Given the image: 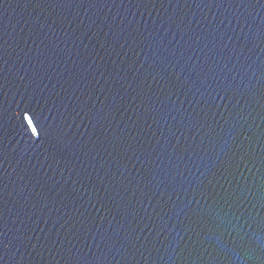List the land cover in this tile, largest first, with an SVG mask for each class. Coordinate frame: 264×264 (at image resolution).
Masks as SVG:
<instances>
[{
    "label": "water",
    "instance_id": "obj_1",
    "mask_svg": "<svg viewBox=\"0 0 264 264\" xmlns=\"http://www.w3.org/2000/svg\"><path fill=\"white\" fill-rule=\"evenodd\" d=\"M0 264H264V0H0Z\"/></svg>",
    "mask_w": 264,
    "mask_h": 264
}]
</instances>
